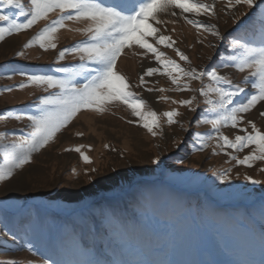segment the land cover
Masks as SVG:
<instances>
[{"label":"rangeland","instance_id":"rangeland-1","mask_svg":"<svg viewBox=\"0 0 264 264\" xmlns=\"http://www.w3.org/2000/svg\"><path fill=\"white\" fill-rule=\"evenodd\" d=\"M22 2L27 6L28 0ZM215 4L217 14L210 22L217 25L225 39L197 32L179 15H165L161 19L169 21L167 30L163 25L158 27L176 44L174 48L158 47L181 67L197 70L215 67L221 75L240 83L248 71L241 73L225 64L235 54L233 39L244 35L246 28L252 43L259 44V9L243 5L228 8L227 0H215ZM175 11L179 14V10ZM57 15L52 13L49 20L0 41V117H7L0 119V133L6 132L7 140L26 136L30 124L27 117L39 114V98L58 91L45 92L43 86L35 85L19 88L20 83L26 82V75L43 72L60 75L55 68L79 63L78 57L72 55L57 63L61 50L86 39L67 28L57 33L56 49L45 51L39 45L24 47ZM69 27L83 25L69 22ZM175 48L189 57L190 65L180 60ZM144 51L137 46L126 48L117 61V71L127 78L132 91L147 101L145 111L154 110L160 116V127L155 129L157 135L153 136L131 109L121 103L110 105L104 113L79 112L54 140L33 153L30 163L17 169L11 179L0 182V262L53 264V249L60 250L59 243L67 249L58 251L64 253L61 261L76 258L68 254V241L74 237L82 246L86 244L96 250L102 259L264 264V246L259 238L264 225L259 213L264 198V161L254 162L252 168L239 165L226 153L243 158L251 149L221 151L215 138L208 139L206 134L212 133V126L201 121L213 118L206 99L217 97L199 93L209 83L207 77L203 83L190 81L191 88L197 91H170L175 85L159 73L144 76L146 83L141 85L140 77L148 68L162 67L153 54L143 55ZM20 52L25 55H18ZM8 86L13 90L7 91ZM243 86L246 92L236 100H244L254 91L250 84ZM148 88L153 91H147ZM160 88L169 90L156 91ZM160 96L170 99L160 100ZM192 96H196L192 105L195 111L172 102ZM262 104L242 115L264 131ZM172 110H178L181 115L175 118L177 123L170 125L163 113ZM16 115L23 119L16 120ZM245 126L251 130L246 123L240 125ZM221 131L230 139L243 134L231 127H223ZM197 134L204 140H198ZM201 142L207 146L198 150ZM80 145H84L81 151L90 157L91 164L85 163L80 153L65 151ZM157 157L161 161L159 165L152 163ZM225 170H230V179L221 181L219 174ZM246 175L262 183H251L245 179ZM142 195L149 197L148 207H141ZM106 208L116 209L126 219L136 218L141 211L149 215L144 230L130 241L131 248H122L101 224V212ZM98 230L110 238L114 252L100 246Z\"/></svg>","mask_w":264,"mask_h":264},{"label":"snow or ice","instance_id":"snow-or-ice-1","mask_svg":"<svg viewBox=\"0 0 264 264\" xmlns=\"http://www.w3.org/2000/svg\"><path fill=\"white\" fill-rule=\"evenodd\" d=\"M240 5L249 9H259L257 16L260 24V40L258 45L252 43L247 28L244 35L233 39L232 48L235 54L229 57L225 66L234 67L241 73L245 71L249 73L243 81L234 83L228 76L221 75L215 67L207 70L181 67L158 47L163 45L174 48L176 44L175 40L165 36L158 27L163 25L167 30L166 25L169 21L161 19L165 15L173 17L179 15L186 23L196 28L197 32L203 31L217 39H225L217 25L210 22V19L217 14L215 0L211 3H206L205 0H28L27 6L22 0H0V22H2L0 41L6 36L28 30L42 20H49L52 13H58L57 17L50 20L24 47L39 45L45 51L56 49L57 33L65 28L86 37L71 47L61 50L57 58L59 63L66 55H72L78 57V64L55 68V72L60 75L47 72L28 74L26 82L19 84L18 87L21 89L35 85L43 86L45 92L49 89H58V91L49 92L48 95L39 98V114L27 117L30 124L26 136L19 140H7V133H0V154L3 159V164L0 165V182L11 179L17 169L30 163L33 153L39 152L54 140L56 134L70 124L82 110L104 113L110 105L121 103L131 109L132 114L139 118L142 126L153 136L157 135L155 129L160 127V116L154 110L145 111L147 101L132 91L127 78L117 71V61L124 50L134 46L145 50L143 55L153 54L155 60L162 66L148 68L140 77L141 85L146 83L144 76L151 77L159 73L166 75L175 85L170 91H197L191 88L190 81L201 80L203 83V78L207 77L209 83L198 91L205 97H210L211 94L217 97L215 100L206 99L213 118L201 121L212 126L214 136L208 133L206 134L208 139L215 138L221 151L232 149L243 152L245 149H251L243 158L230 152L226 153L239 165L252 168L254 162L264 161V131L257 127L254 121L246 120L242 115L264 102V0L259 2L258 0H227L228 8ZM175 10H179V14ZM200 17L208 19L201 20ZM69 22L83 27L70 28ZM170 22L175 23V21ZM254 38L253 36L252 39ZM174 50L180 60L191 64L184 52L179 48ZM18 55L25 54L20 52ZM182 81L186 82L182 83ZM248 84L254 91H250L244 100H236L241 93L246 92L243 85ZM6 90L12 91V86H8ZM168 90L156 89L159 92ZM147 91L151 92L153 89L148 88ZM159 99L167 101L170 97L160 96ZM195 100L196 96H192L191 99L172 102L195 111L196 109L192 107ZM261 106L264 107V104ZM179 115L181 113L178 110L163 113L170 125L177 123L175 118ZM260 115L264 116V112ZM15 119L21 120L23 117L16 115ZM245 123L251 130L247 126L240 127ZM223 127L237 128L243 134H237L234 139H230L222 133ZM197 139L204 140L199 134ZM206 146V142H201L198 150H203ZM83 147L84 145H80L65 151L74 150L81 154L85 163L91 164L90 157L81 151ZM160 162L159 157L152 161L157 165ZM229 171L225 170L219 174V179L229 180ZM245 179L254 184L262 183L248 175ZM148 205L149 197L142 195L141 207ZM259 213L264 219V198L259 204ZM148 217L146 212L141 211L136 218L126 219L116 209L106 208L101 212V224L112 239L120 242L122 248H131L130 241L135 234L144 230ZM259 238L261 245L264 246V225L261 226ZM68 243L69 256L76 258L55 261L53 264H177L168 260L102 259L99 258L96 250L86 244L82 246L74 237L70 238ZM0 264H15V262H0ZM235 264H247V262L240 261Z\"/></svg>","mask_w":264,"mask_h":264},{"label":"trees","instance_id":"trees-1","mask_svg":"<svg viewBox=\"0 0 264 264\" xmlns=\"http://www.w3.org/2000/svg\"><path fill=\"white\" fill-rule=\"evenodd\" d=\"M98 234L101 235V238H100V241H99L100 246L104 247V249L107 248V249H109L111 251L113 250V252H114L115 248H114L110 238H108L107 235H105L101 230H98ZM64 246L65 245L63 243H59L57 248H60V250L53 249V254H54V258H55L54 260L55 261H61L62 256H63L62 254H64V253H59L58 251L61 252V250L62 251L67 250ZM116 254L119 255V253H116Z\"/></svg>","mask_w":264,"mask_h":264}]
</instances>
